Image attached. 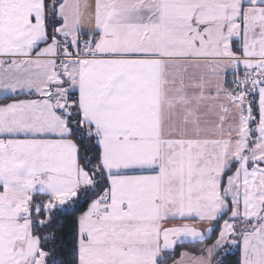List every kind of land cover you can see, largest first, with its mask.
Masks as SVG:
<instances>
[{
	"label": "snow or ice",
	"instance_id": "1",
	"mask_svg": "<svg viewBox=\"0 0 264 264\" xmlns=\"http://www.w3.org/2000/svg\"><path fill=\"white\" fill-rule=\"evenodd\" d=\"M0 264H264V0H0Z\"/></svg>",
	"mask_w": 264,
	"mask_h": 264
}]
</instances>
